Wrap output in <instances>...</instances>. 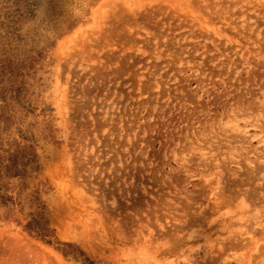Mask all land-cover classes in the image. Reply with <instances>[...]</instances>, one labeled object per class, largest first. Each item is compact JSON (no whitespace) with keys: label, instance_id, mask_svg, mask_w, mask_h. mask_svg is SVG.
Here are the masks:
<instances>
[{"label":"rangeland","instance_id":"obj_1","mask_svg":"<svg viewBox=\"0 0 264 264\" xmlns=\"http://www.w3.org/2000/svg\"><path fill=\"white\" fill-rule=\"evenodd\" d=\"M7 54L0 264H264V0H0Z\"/></svg>","mask_w":264,"mask_h":264},{"label":"trees","instance_id":"obj_2","mask_svg":"<svg viewBox=\"0 0 264 264\" xmlns=\"http://www.w3.org/2000/svg\"><path fill=\"white\" fill-rule=\"evenodd\" d=\"M22 64L23 61H17L16 58L12 59L10 54H7L0 59V69H2V71L10 70V74ZM5 84H10L11 87L8 88ZM21 85L22 83L18 84L16 81H0V100H3L6 105V95L11 94L10 99L18 98V94L21 91ZM1 110H3V108H0V120L3 118ZM3 121L6 122V119ZM31 153L30 148H18L13 152H8L6 150L3 151L0 147V204H6L12 199L7 193L9 188L6 179L11 180L24 176L25 167H27L32 161L30 158ZM67 246L70 247L69 245Z\"/></svg>","mask_w":264,"mask_h":264}]
</instances>
